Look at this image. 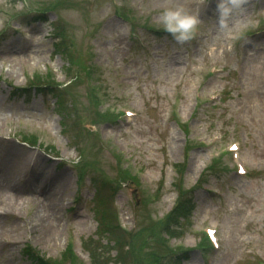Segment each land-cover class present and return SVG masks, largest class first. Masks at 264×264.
I'll return each instance as SVG.
<instances>
[{"label": "rangeland", "instance_id": "1", "mask_svg": "<svg viewBox=\"0 0 264 264\" xmlns=\"http://www.w3.org/2000/svg\"><path fill=\"white\" fill-rule=\"evenodd\" d=\"M260 1L248 0L244 19L253 23L232 41L217 25V0H0V180L12 187L0 198V264H32L22 255L25 245L51 264H172L170 255L152 254L150 243L162 230L155 223L167 220L186 193L191 215L175 237L161 234L170 253L185 252L181 264H206L204 225L218 229L212 264H264ZM177 5L199 15L198 46L177 44L162 28L160 12ZM41 16L46 19L33 20ZM240 49L248 59L236 84ZM211 65L224 72L209 75ZM46 74L62 88L68 84L64 108L51 96L16 90ZM195 91L222 97L203 103ZM124 104L138 113L129 125L115 114ZM105 112L115 115L107 119ZM184 126L208 137L221 134L222 141L203 147ZM27 133L37 135L36 145L22 141ZM235 139L250 169L246 177L234 175L226 156L208 167L219 147ZM61 173L63 180L55 177ZM35 175L42 190L32 186ZM224 182L231 186L224 202L203 186ZM53 190L61 198L51 207ZM97 212L133 233L131 254L115 257L112 236L98 231ZM69 238L79 258L63 262Z\"/></svg>", "mask_w": 264, "mask_h": 264}, {"label": "trees", "instance_id": "2", "mask_svg": "<svg viewBox=\"0 0 264 264\" xmlns=\"http://www.w3.org/2000/svg\"><path fill=\"white\" fill-rule=\"evenodd\" d=\"M49 77H50V75H48V74H46V76L45 75L44 76L43 75L42 76H33L26 81L25 85L22 87L21 90H23L25 93L29 92L32 89H35L38 92H43V90L45 88H49V91L55 93L54 96L57 97L58 106L60 108H64L65 107V101L62 98L63 95H60L63 93V90L60 89L59 86L53 82V78H49ZM105 114L107 116H109V117H107V119L113 115L112 113H109V112H105ZM35 137H37V135L35 133H27V134L23 135L22 140L24 142L28 143L29 145H36ZM218 163H219V161H216V160L213 161L212 165H210L209 168L213 169V167ZM133 176L136 177L135 175H133ZM130 180H134V178L131 177ZM189 197H190L189 193L181 195L177 200V205L173 208V210L170 212V214L166 217L167 220H164L162 222V224L160 223V226H159L160 221H157L155 223V226H157V231L160 229H162V230H160L159 231L160 233H158L159 238L154 237V239L152 240V243H150L152 254H157L159 256L170 255L169 262L171 261L170 263H172V264H181L179 257L185 255V252L181 253V254H176L173 252L170 253L169 249L167 247H165L164 245H162L163 243H162V239H161L162 238L161 234L163 233L164 235H166L168 237H175L176 226L180 225L181 224L180 220L186 218L190 212V208H191L192 203L190 202ZM98 214H99V216L97 218L98 231L102 232V233L104 231V233H108L112 236V239L108 238L110 240L108 243L111 244L113 249H115V253H117L115 255V257H117V255H118L119 260H120V258L123 259V256L126 254V251L131 254L132 249H130V242L129 241H130V239H132L133 233H131V231L122 232V229L119 226L117 227L116 225L114 227L111 226L113 219L111 218V216L108 213L102 214V212H98ZM106 226H109V227H106ZM124 235H127L126 236V244H125V238L123 239ZM200 240L203 242L202 245L204 246L205 245L204 242H206V239L203 235H202ZM23 253L34 264H51V263H54V262L50 263V262H47L46 260H44L40 255H38V253L33 248H31L30 245L24 246ZM62 256H63V258H62L63 262L67 261L69 257H70V259L73 258L77 261V259L72 255L69 247L66 248V250Z\"/></svg>", "mask_w": 264, "mask_h": 264}, {"label": "clouds", "instance_id": "3", "mask_svg": "<svg viewBox=\"0 0 264 264\" xmlns=\"http://www.w3.org/2000/svg\"><path fill=\"white\" fill-rule=\"evenodd\" d=\"M247 4L248 0H217V25L224 30L226 39H242L253 23L251 19H244ZM159 22L164 31L181 45L194 39L202 23L199 15L192 14L182 5L164 8L159 14Z\"/></svg>", "mask_w": 264, "mask_h": 264}, {"label": "bare ground", "instance_id": "4", "mask_svg": "<svg viewBox=\"0 0 264 264\" xmlns=\"http://www.w3.org/2000/svg\"><path fill=\"white\" fill-rule=\"evenodd\" d=\"M35 29V28H34ZM34 46V45H33ZM34 50H36V49H34ZM33 50V51H34ZM11 148H12V145H11ZM8 153V152H7ZM15 153H13V155H14ZM55 177L57 178V179H59V180H63L64 179V175L61 173V174H59V175H55ZM41 178V177H40ZM40 178H38L37 179V176L35 175L34 177H33V182H32V186H36V189H39V190H42L41 188H42V186H41V184H40ZM7 179H9L8 178V176H7ZM6 180V179H5ZM6 182H7V180H6ZM6 182H4V180L2 179V180H0V198H3L4 196H5V193H4V189L5 188H8V186L10 187V188H12L8 183H6ZM47 198L49 199V201H50V206L52 207V206H54L55 205V203H56V200H59L61 197H59L58 195H57V193H56V191L55 190H53L52 192H51V194L49 195V196H47Z\"/></svg>", "mask_w": 264, "mask_h": 264}]
</instances>
